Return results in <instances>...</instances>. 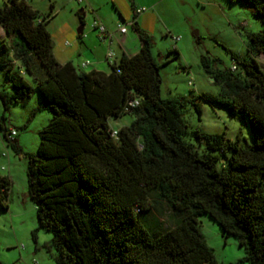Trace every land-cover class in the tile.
<instances>
[{
	"label": "trees",
	"instance_id": "obj_1",
	"mask_svg": "<svg viewBox=\"0 0 264 264\" xmlns=\"http://www.w3.org/2000/svg\"><path fill=\"white\" fill-rule=\"evenodd\" d=\"M228 1L246 4L264 25V0ZM48 24L31 0L0 6V69L11 87L0 91V132L21 154L5 124L11 104L27 105L38 93L35 112L52 113L37 151L25 156L38 227L53 234L57 264H219L201 229L204 215L237 238L249 264H264V29L248 33L247 57L229 51L234 70L202 56L218 95L163 98L161 64L137 20L140 50L123 53L110 72L61 63ZM203 101L241 119L254 143L190 131L183 110L191 103L201 118ZM128 113L133 121L114 136L110 119ZM189 133L196 143L184 138ZM10 188L0 175L1 209L9 208Z\"/></svg>",
	"mask_w": 264,
	"mask_h": 264
},
{
	"label": "rangeland",
	"instance_id": "obj_2",
	"mask_svg": "<svg viewBox=\"0 0 264 264\" xmlns=\"http://www.w3.org/2000/svg\"><path fill=\"white\" fill-rule=\"evenodd\" d=\"M5 1L0 0V6H3ZM101 2L105 6L101 10L115 30L118 29V24L128 23L129 32L123 36L128 37L129 47L132 48L141 42L132 27L135 13L132 4L146 8L140 17L149 19V26L144 30L151 36L153 54L161 64L163 98L172 96L191 98L200 93L218 95L220 86L215 82L213 75L206 71L201 61L202 56L218 57L221 60L220 67H232L233 61L229 51L247 57L248 33L264 29L263 23L251 8L241 2L121 0L119 8L114 4L116 0ZM31 4L48 18V30L54 40V54L60 61L65 58L72 59L80 70L87 72L93 70V67L110 72V63L114 60L119 61L121 49L117 38L122 34L117 31L109 49L108 39H102L104 34L99 29H93L94 12L91 11V6H85V2L31 0ZM85 7L88 16L85 20L86 33L84 32L82 38H86L88 33L91 34L85 39L88 48L83 45L78 33L81 25L78 12ZM4 34L0 25V39ZM178 36L180 39L175 41L174 38ZM67 41L71 44H67ZM174 48L179 51L178 57L174 52L169 53ZM108 50L113 51V57L109 58V61L106 58ZM96 58L102 60V64H98ZM83 61L88 64L82 66ZM258 61L264 69V55H260ZM26 78L34 86L33 79L30 76ZM10 89L6 74L0 69V91ZM39 102L40 96L35 93L27 105L11 104L9 111L5 113L7 128L17 131L15 141L22 150L21 154L8 144L0 132V175L8 176L11 180L7 200L9 208L4 210L0 207L1 264H57L58 253L51 244L53 234L45 229H39L36 204L28 193V159L25 153L37 151L40 131L52 118L49 110L35 112ZM3 115L4 107L0 99V121ZM183 116L190 131L201 128L207 133H225L232 140L239 139L242 145L254 143V134L250 127L241 119L231 117L224 106H213L203 101L200 118L190 103L184 108ZM133 119V114L128 113L119 118H111L110 124L118 129L131 124ZM184 138L196 143L190 133ZM202 150L200 148V151ZM260 189L264 191V184ZM201 229L208 244L214 248L219 264H249L245 250L237 238L224 237L219 224L209 215L201 217ZM22 245L25 247L22 248Z\"/></svg>",
	"mask_w": 264,
	"mask_h": 264
},
{
	"label": "crops",
	"instance_id": "obj_3",
	"mask_svg": "<svg viewBox=\"0 0 264 264\" xmlns=\"http://www.w3.org/2000/svg\"><path fill=\"white\" fill-rule=\"evenodd\" d=\"M83 2H85L86 4H85V6H87V5H89V6H91V11L92 12H94V19H93V22L95 21V20H98L99 22H101V23H103L104 25H105V27H106V29H107V34H105L104 36H103V38L102 39H108V48L110 49V47H111V45L113 44V37H114V35H116V33H117V31L119 32L120 30H119V24H118V29L117 30H115V28L113 27V25H110L111 23L105 18V16H104V14H103V3L101 2V0H83ZM83 2H81V3H83ZM120 2H121V0L120 1H118V0H116V3H114L115 5H116V7H118L119 8V6H120ZM105 7V6H104ZM117 8V9H118ZM102 9V10H101ZM82 11V14L84 15V19L86 20L87 19V16H88V12H86V7H85V9L83 8V9H81ZM134 10V9H133ZM121 11V10H120ZM122 12V11H121ZM142 14V13H141ZM141 14H136V13H134V19L135 20H137L138 21V23H139V25L141 26V28H143V29H147V27L149 26V19L148 18H146V17H140V15ZM121 15L123 16V13H121ZM124 25H127L128 26V23H124ZM85 27H86V25H84V28H83V34H84V32H85ZM92 27H93V24H92ZM93 29H96L95 27H93ZM115 30V31H114ZM129 32V29H128V31L126 32V33H122L121 31H120V33L122 34V36L120 37V38H117L118 39V44H119V47H120V49H121V53H120V57L119 58H121V56H122V54L123 53H126V54H128V55H133V54H135V53H137L139 50H140V48H141V42H139V43H137V44H135L134 45V47L132 48V47H129L130 45H129V41H128V37H125V36H123L124 34L126 35L127 33ZM86 33V32H85ZM89 35H91L90 33H88L87 34V36H86V38H82L81 37V40H82V42H83V45L86 47V48H88V44L86 43V40L85 39H87V38H89L90 36ZM4 37H5V34H4ZM102 43H104V42H102ZM105 44V43H104ZM106 45V44H105ZM104 46V45H103ZM105 49V48H104ZM109 51V50H108ZM110 52V51H109ZM108 52V53H109ZM113 52V51H112ZM114 55H115V53H114ZM56 56V55H55ZM108 54H106V58H107V61H109L108 59ZM57 57V56H56ZM72 58V57H71ZM57 59H58V57H57ZM59 60V59H58ZM95 60V59H94ZM96 60H98L97 61V63L98 64H102V60H99L98 58H96ZM60 61V60H59ZM67 61H72L73 63H74V61L72 60V59H67V58H65V60H63V61H60L61 63H65V62H67ZM115 61H118V60H114V61H112L111 63H113V62H115ZM84 62V61H83ZM82 62V63H83ZM111 63H110V66H111ZM75 64V63H74ZM76 66V65H75ZM79 69V68H78ZM93 69H96L95 67H93ZM96 70H99V69H96ZM102 71V70H101ZM85 72H87V71H85ZM115 129H117V128H115Z\"/></svg>",
	"mask_w": 264,
	"mask_h": 264
},
{
	"label": "built area",
	"instance_id": "obj_4",
	"mask_svg": "<svg viewBox=\"0 0 264 264\" xmlns=\"http://www.w3.org/2000/svg\"><path fill=\"white\" fill-rule=\"evenodd\" d=\"M79 1L83 2V0H79ZM145 11H146V8H144V7H136L135 8V13L136 14H141V13H143ZM93 27H95L96 29H99L102 34H104V35L107 34V29H106L105 25L103 23L99 22L98 20H95L93 22ZM119 30L122 33H126L128 31V26L124 25V24L123 25L119 24ZM174 39H175V41H178L180 39V36L175 37ZM67 44H71L70 41H67ZM111 57H113V52L112 51H110L108 53V58H111ZM87 64H88V62H86V63L83 62L82 66H86ZM232 68L234 70V69H236V66L233 65ZM190 83L192 84L193 82L191 81ZM138 104H139V100H132V101L129 102V105L131 107L137 106ZM16 135H17V131L12 129L11 132H10V137L14 138ZM113 135L114 136L118 135V130L117 129L113 130ZM21 247L24 248V245H22Z\"/></svg>",
	"mask_w": 264,
	"mask_h": 264
},
{
	"label": "water",
	"instance_id": "obj_5",
	"mask_svg": "<svg viewBox=\"0 0 264 264\" xmlns=\"http://www.w3.org/2000/svg\"><path fill=\"white\" fill-rule=\"evenodd\" d=\"M83 28H84V26H81V27L79 28V30H78V33H79V34H81V33L83 32Z\"/></svg>",
	"mask_w": 264,
	"mask_h": 264
}]
</instances>
